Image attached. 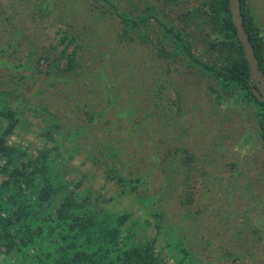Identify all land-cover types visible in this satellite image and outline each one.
I'll return each instance as SVG.
<instances>
[{"label":"trees","instance_id":"16d2710c","mask_svg":"<svg viewBox=\"0 0 264 264\" xmlns=\"http://www.w3.org/2000/svg\"><path fill=\"white\" fill-rule=\"evenodd\" d=\"M192 1L101 0L99 4L93 2L91 10L110 18L117 26L120 24L117 30L120 47H116V51H122L124 47L137 51L144 46L154 62L148 63V66L164 68L162 73L169 76V81L172 78L181 81L177 76L188 78L191 81L189 85L205 90L206 96L210 97L207 103L214 102L212 106H221L224 94L228 99L235 96L232 98L234 101L241 97V101L253 103L264 145V103L252 91L250 65L233 23L230 0H204L199 4ZM239 1L243 25L264 73V35L253 19L248 0ZM62 13L61 9L52 8L40 0H0V67L13 65L12 69L16 72L0 69V176L3 178L0 183V264H167L170 258L175 264H197L198 259L189 249L190 245L184 242V238L189 239L186 232L189 224L185 230L176 227L175 231L170 221L165 225L159 221L155 228L165 240L161 243L157 238L142 240V235L136 242L135 238L141 230H135L134 224H131L133 215L129 212L115 213L103 207L108 200L115 199L116 191L111 195L108 193L112 182L116 188H120L119 184L126 187L118 196L137 190L113 165L106 170L107 182L103 186L108 183L109 188L104 194L99 189L95 192L92 186L85 187L87 175L78 179L67 177L69 165L66 166L61 159L62 155L67 154V158L72 160L85 150L86 157L92 158L97 151L102 153L111 148L109 144L98 147L95 138L86 140L89 134L86 130L73 131L80 118L75 116L73 109L69 113L71 117L67 118L63 115L65 111L60 112L56 108L52 112L46 102L49 95H57L54 89L62 87L65 90L63 95L67 96L64 103L71 108L80 110L87 103L80 97L84 91L81 80H76L85 69L82 61L86 57L89 65L85 75L89 77L92 74L94 79L103 83L105 114L109 112L112 118L120 120L119 131L122 120L129 118L125 109H114L108 72L98 66L100 60L106 61L100 66H107L114 54L103 52L97 57L87 56L90 45L84 37L89 36L91 27L81 20L78 24L64 20L67 13ZM204 23L209 24L206 28L209 33ZM196 38L206 45L204 49L194 44ZM110 46L113 50L114 44ZM71 47L73 49L69 51ZM14 53H21L22 57L15 60L12 58ZM6 54L10 59H3ZM129 55L127 65L133 67L135 56ZM208 57L210 60L204 59ZM144 59L145 62L150 61ZM63 60L68 61V67L60 70L62 81L53 68L56 71ZM40 63L47 64V70L41 71L39 66L43 64ZM91 67L94 71L89 70ZM32 72L38 73L35 75L37 79ZM7 73H12L15 79H26L30 84L34 81L26 109L16 104L4 105L9 91L13 89L5 78ZM136 74L138 72L129 70L117 76L115 89L119 93L115 97H121V86L118 84H124L125 77L133 83L132 88H136L137 83L132 80ZM158 78L155 76L160 93L164 88ZM84 82L87 84L85 78ZM92 115H88L91 123H99ZM34 118H40L45 125L34 129ZM35 130L38 134L33 133ZM31 133L36 138L43 137L53 142L56 151L47 148L45 143L36 150L35 156L29 153L20 139ZM11 136L19 138L13 145L8 144ZM82 137L85 142L90 141L87 144L90 146L79 143ZM66 142L70 150L64 146ZM107 157L115 159L110 152ZM100 161L103 163L102 159L97 163ZM189 198H192L191 194H188L191 201ZM181 208L180 215L187 213L190 220L196 219L198 213L194 215L183 201ZM175 242L176 245H173Z\"/></svg>","mask_w":264,"mask_h":264},{"label":"rangeland","instance_id":"374dc122","mask_svg":"<svg viewBox=\"0 0 264 264\" xmlns=\"http://www.w3.org/2000/svg\"><path fill=\"white\" fill-rule=\"evenodd\" d=\"M40 1L52 8L61 9L63 15L67 13L64 20L75 24L81 20L91 27L89 36L84 37L82 34L90 45L87 56L97 57L103 52L114 54L107 66H100V63L106 62L101 60L98 66L102 71L108 72L114 109H125L129 118L127 121L122 120L123 125L119 131L120 120L112 118L109 112L105 114L103 83L94 79L90 73L89 77L85 75L88 70L86 66L89 65L86 57L82 61L85 69H82L83 73L76 80H81L84 91L80 97L87 103L80 110L71 108L64 103L67 96L63 95L65 90L62 87L54 89L57 90V95H49L46 102L48 109L52 112L56 108L60 112L65 111L63 115L67 118L71 117L69 113L73 109L75 116L80 117L78 126L73 131L86 130L89 133L86 140L95 138L98 147L109 144L111 148L102 153L97 151L92 158L86 157L85 150L72 160L67 158V154L62 155L61 159L66 166L69 165L67 177L78 179L87 175L85 187L92 186L95 192L99 189L104 194L109 188L108 183L106 187L103 186L107 182L108 166L113 165L125 175L128 183L132 182L136 186V192L118 196L126 187L119 184L120 188H116L112 182L108 193L111 195L116 191L115 199L108 200L103 207L115 213L129 212L133 215L131 224H134L135 230H141L135 238L136 242L142 235V240L157 238L160 243L165 240L164 235L155 228L159 221L162 225L170 221L175 231L176 227L185 230L189 224L186 231L189 239L185 240L181 231L177 230V233L184 238L185 244L190 245L189 249L198 259L197 264H264V145L255 116L257 109L253 103L247 100L243 102L241 97L234 101L232 98L235 96L228 99L227 94H224L222 105L212 106L214 102L207 103L210 97L206 96L205 90L189 85L191 81L188 78L177 76L181 81L173 78L169 81V76L162 73L164 68L148 66L154 62L147 55L144 46L137 48V51L125 47L122 51H116V47H120L117 38L120 24L117 26L110 18L99 16L91 10L93 2L99 4L101 0ZM195 1L199 4L204 0L192 2ZM248 7L264 35V0H248ZM114 17L116 18L115 15ZM204 28H209V24L204 23ZM206 31L209 33L208 29ZM111 43L114 44L113 50L110 49ZM194 44L200 49L206 47L198 38ZM72 49L73 47L69 51ZM80 53L81 51L77 56ZM129 53L135 56L133 67L127 65ZM21 57V53L12 55L15 60ZM144 57L150 61L145 62ZM7 58L8 54L3 55L4 60ZM204 59L210 60V57ZM59 64L56 71L53 68V72H58L62 80L60 70L68 67V61L63 60ZM40 65L41 71L47 70V64ZM13 67L2 65L0 69L16 73ZM89 70L94 71L92 67ZM129 70L138 72L132 78L137 83L136 88L133 89V83L125 77L126 82L118 84L121 86V97H115L119 93L115 89L117 76L120 77ZM37 74L32 72L35 78ZM155 76L159 77L157 81L164 88L160 93L157 91L159 88ZM5 78L10 81L13 89L9 91L10 99L4 100V105L16 104L26 109L34 81L30 84L26 79H15L12 73H7ZM197 104L198 107H195ZM75 106L77 107L76 104ZM89 114H93L99 123L93 125ZM39 119H33L32 123H36L34 129L45 125ZM85 119L87 123L84 124ZM33 133L38 134V130ZM56 138L61 141L59 137ZM82 138L78 140L79 143L90 146L87 145L90 141L85 142V138ZM125 139L128 140L124 142ZM18 140L16 136H11L8 144L13 145ZM48 141L43 137L36 138L32 133L20 139L21 145L28 147L29 153L34 156L36 150L45 143L47 148L56 151L54 143ZM64 146L67 147L68 143ZM108 152L115 159L108 158ZM99 159L103 163H97ZM146 161L148 167L144 163ZM2 180L0 176V183ZM188 194H191V201L188 200ZM182 201L186 203V207L190 206L194 215L198 213L196 219L190 220L187 213L180 215ZM167 264L175 262L170 258Z\"/></svg>","mask_w":264,"mask_h":264},{"label":"water","instance_id":"95a60500","mask_svg":"<svg viewBox=\"0 0 264 264\" xmlns=\"http://www.w3.org/2000/svg\"><path fill=\"white\" fill-rule=\"evenodd\" d=\"M230 9L238 38L243 44L244 53L250 65V83L252 85L256 84L258 88V90L252 88V91L258 100L264 103V73L260 69L255 49L251 44L248 32L243 25L240 1L230 0Z\"/></svg>","mask_w":264,"mask_h":264},{"label":"flooded vegetation","instance_id":"af4514ba","mask_svg":"<svg viewBox=\"0 0 264 264\" xmlns=\"http://www.w3.org/2000/svg\"><path fill=\"white\" fill-rule=\"evenodd\" d=\"M251 86H252V88H254V89L258 90V88H257L256 84H254V85H252V84H251ZM254 95H255V94H254ZM255 96H256V95H255Z\"/></svg>","mask_w":264,"mask_h":264}]
</instances>
